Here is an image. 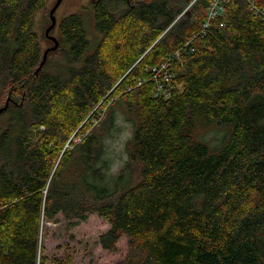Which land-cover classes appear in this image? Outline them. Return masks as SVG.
Here are the masks:
<instances>
[{"label":"trees","instance_id":"16d2710c","mask_svg":"<svg viewBox=\"0 0 264 264\" xmlns=\"http://www.w3.org/2000/svg\"><path fill=\"white\" fill-rule=\"evenodd\" d=\"M50 1L0 0V264L90 215L115 264H264V0H91L39 68Z\"/></svg>","mask_w":264,"mask_h":264},{"label":"rangeland","instance_id":"374dc122","mask_svg":"<svg viewBox=\"0 0 264 264\" xmlns=\"http://www.w3.org/2000/svg\"><path fill=\"white\" fill-rule=\"evenodd\" d=\"M55 2L56 0L50 1L49 10ZM90 2L91 0H62L54 15L57 24L62 18L70 14H80L84 20L88 39L94 45L97 33L94 29V19ZM207 13L209 16V10H207ZM48 16V13L37 15L36 28L40 36L44 34L45 29L50 25L46 22ZM44 18L46 20L45 22ZM49 35L57 37L56 28ZM43 47L46 48L48 46L43 44ZM52 63L56 64L58 61L52 59ZM8 101L9 97L5 103L7 106ZM4 117L5 115L0 117V126L3 125ZM127 131L128 127L126 129L124 126V132L118 134V137L110 143V148L113 152H121L126 140ZM72 142H78V139H74ZM66 226V221L62 217H59V222L57 223L47 224L43 238V257L46 258V264H115L126 254L124 238H121L117 242L116 252H108L101 249L98 239L100 235L108 230L109 226L103 219L96 215L88 216L85 222H81L74 228L67 230ZM68 258L71 259L70 262Z\"/></svg>","mask_w":264,"mask_h":264},{"label":"built area","instance_id":"2783aa9c","mask_svg":"<svg viewBox=\"0 0 264 264\" xmlns=\"http://www.w3.org/2000/svg\"><path fill=\"white\" fill-rule=\"evenodd\" d=\"M222 1L223 0H213V2L211 3L210 7L208 8L209 16H208V21L204 24V28H207L208 23L211 20L215 19L217 14L221 13V11H222L221 2ZM218 8H220V11H218ZM165 69H166V66L165 65H161V67L158 69V71H164ZM157 73H159V72H156L155 76H154V78L157 81L156 82V92H157V94L158 93H160V94L165 93L167 95L168 94V91H167L168 89L165 88V84H167V82H169L168 80H169L170 77L165 75V76H163L162 81H160V80H158L156 78Z\"/></svg>","mask_w":264,"mask_h":264},{"label":"water","instance_id":"95a60500","mask_svg":"<svg viewBox=\"0 0 264 264\" xmlns=\"http://www.w3.org/2000/svg\"><path fill=\"white\" fill-rule=\"evenodd\" d=\"M62 0H56V2L54 3L53 7L49 10V19H50V25L45 29V37L50 40L53 43V46L50 47L49 49H46L43 53V59L40 63L39 68L42 66V64L45 63L46 58H47V54L50 51H54L57 49L58 47V41L56 40V38L54 36L49 35V33L54 29L55 25H56V17L54 15L55 11L57 10V8L59 7V5L61 4ZM7 107V104H5L3 109H0V113L3 112V110Z\"/></svg>","mask_w":264,"mask_h":264}]
</instances>
